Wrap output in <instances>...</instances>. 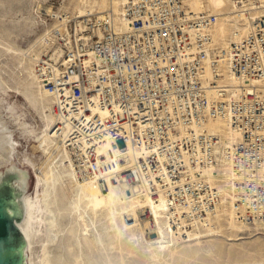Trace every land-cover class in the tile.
Returning a JSON list of instances; mask_svg holds the SVG:
<instances>
[{
  "label": "built area",
  "instance_id": "built-area-1",
  "mask_svg": "<svg viewBox=\"0 0 264 264\" xmlns=\"http://www.w3.org/2000/svg\"><path fill=\"white\" fill-rule=\"evenodd\" d=\"M123 6V27L109 10L53 28L35 66L55 98L54 132L69 126L65 142L77 175L100 184L118 175L153 200L163 198L171 227L185 238L222 207L217 187H231L236 219L263 230L264 92L257 81H264V18L227 50L213 43L217 17L209 11L195 13L182 0ZM47 19L63 16L54 11ZM227 55L233 86L219 68ZM207 65L209 83L200 77ZM219 117H228L238 141L203 128ZM130 144L142 152L136 162L129 161ZM218 164L235 176L210 177L207 169Z\"/></svg>",
  "mask_w": 264,
  "mask_h": 264
},
{
  "label": "bare ground",
  "instance_id": "bare-ground-1",
  "mask_svg": "<svg viewBox=\"0 0 264 264\" xmlns=\"http://www.w3.org/2000/svg\"><path fill=\"white\" fill-rule=\"evenodd\" d=\"M133 1L137 0H74L72 5L64 4L56 10L52 8L53 6L41 5L40 7L38 0H30L31 5H38V16L46 14L47 17L57 11L63 16V20L49 22L50 28H47L27 48L18 45L17 35L12 34L14 31L9 32L4 26V20L0 19V90L17 93L36 111L43 123L38 138L45 148L44 153L50 159L45 165L37 166L39 172L37 169L35 180L44 198L40 264H97L96 256L101 254L104 256V264H116L113 262L114 252L117 250L123 252L122 244L125 241L131 246L134 243L145 242L151 254V264H160L163 253L168 252L171 257L174 255L178 247L175 244L179 240L185 241L187 246L195 244L197 246L202 243V238L217 236V233L207 236L204 234L206 231H218L216 221L220 220V223L222 221L221 210L227 215L226 218L229 221L226 227L231 233L228 235V240L242 239L243 237L239 235L243 229L250 228L239 222L242 229L237 223L231 187H217L223 204L225 201L230 202L232 210L227 206L223 209L222 204L208 223L198 224L199 228L185 238L180 231L171 227L167 205L163 198L159 201L153 200L146 189L144 192H139V187L129 186L118 175L106 177L103 184L92 178L81 179L76 173L65 142L69 126L54 132L56 123L59 122V117L53 112L55 98L39 82L35 68L41 54L50 48L53 41V28L63 29L68 18L82 17L88 13L103 16L109 10H113L117 26H126V21L123 19V11L125 12L123 5ZM182 1L195 13L209 11L216 15V23L212 27L213 43L227 50L231 41H242L253 31L258 19L264 18V0ZM30 21L31 19H27L25 23ZM12 59L15 62H10ZM219 68L222 69L225 75L224 82L228 86L238 83L236 76L230 73L228 55L221 61ZM200 77L209 83L213 79L211 67L208 68L207 65ZM9 81L12 82L9 83ZM257 84L264 92V81H257ZM203 128L219 134L224 140H228V144L238 141L240 137V134L229 124L228 117L211 118ZM141 154L140 149H135L132 144L129 145L127 155L130 162L138 161ZM32 166L36 165L32 163ZM215 171L224 173L226 179L235 176L228 166L224 167L221 164L207 169V174L209 176L212 174L214 178ZM113 177L116 178L115 181ZM65 197H69V202H64ZM145 207L149 209L150 219L143 221L140 218L142 215L140 211ZM66 215L71 217L69 223L64 221ZM151 225L155 229L156 236L148 238L146 234ZM65 233L68 234L67 251L71 256L70 260H66L59 254L52 255L54 245Z\"/></svg>",
  "mask_w": 264,
  "mask_h": 264
},
{
  "label": "rangeland",
  "instance_id": "rangeland-1",
  "mask_svg": "<svg viewBox=\"0 0 264 264\" xmlns=\"http://www.w3.org/2000/svg\"><path fill=\"white\" fill-rule=\"evenodd\" d=\"M73 3L74 0H38V5H40V7L41 5H45L46 7L55 6L59 8L64 4L72 5ZM0 5V19L2 18V20H4V26L9 32L14 31L12 34L17 35L16 41L22 48L29 47L30 43L32 44L47 28H50L49 21H47V17L45 16L46 14H39L38 16V5H31L30 0H2ZM52 8L55 9L54 7ZM27 19H31V21L30 23L26 24L25 21H27ZM10 62L13 63L15 61L12 59ZM8 73L11 74L9 71ZM11 76L13 75L11 74ZM11 82L12 81H9V83ZM0 97L21 105L37 136L40 134L43 123L38 117L36 111L25 102L22 96L17 95V93L13 91L5 92L0 90ZM49 160L50 159L43 152L33 162V165L36 166H32L31 164L28 167L34 182H36L35 180L37 178L38 167L45 165L47 162H49ZM65 198L64 202H69V197L66 199ZM229 203L230 202L225 201L223 204V209L227 206L232 210ZM143 211L144 210L140 211V215L142 214L140 217L141 220L145 221L150 219L149 217L143 215ZM226 216L227 215L223 212V210H221V223L220 220L215 219L217 220L216 230L218 231H206L204 234L207 236L208 234L217 233V236L204 237L202 238V243L197 246H195L196 244L193 246H187L185 245V241L179 240V242L175 244L178 245V247L176 248L174 255L171 257L168 252L163 253V258L161 259L162 263L160 264H264V229L259 231H249V229L245 227L244 230L239 225L240 223L237 220L238 225L243 229V232L239 236L243 238L230 241L228 240V235L231 233L226 229L229 222ZM64 221L65 223H69L71 221V217L66 215ZM220 229L221 231H219ZM221 232L225 235H222ZM91 235L93 236L92 232ZM146 236L148 238L156 236L155 229L152 227V225L149 226ZM67 237L68 234L65 233L64 236L59 240L60 242L58 241L56 245H54L52 249V255L57 256L59 254L62 255L66 260L71 259V256L67 251ZM122 249L123 252L118 250L114 252L115 257L113 258V262L116 264H151L152 262L151 254L145 242L134 243L131 246L130 243L125 241V243L123 242L122 244ZM96 257L98 259L96 262L97 264H104V256L102 254L100 256L97 255Z\"/></svg>",
  "mask_w": 264,
  "mask_h": 264
},
{
  "label": "water",
  "instance_id": "water-1",
  "mask_svg": "<svg viewBox=\"0 0 264 264\" xmlns=\"http://www.w3.org/2000/svg\"><path fill=\"white\" fill-rule=\"evenodd\" d=\"M44 151L21 105L0 97V264H40L44 198L28 167Z\"/></svg>",
  "mask_w": 264,
  "mask_h": 264
}]
</instances>
